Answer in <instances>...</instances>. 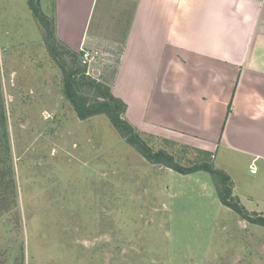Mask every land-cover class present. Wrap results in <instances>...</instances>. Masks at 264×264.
Returning <instances> with one entry per match:
<instances>
[{"label": "rangeland", "instance_id": "374dc122", "mask_svg": "<svg viewBox=\"0 0 264 264\" xmlns=\"http://www.w3.org/2000/svg\"><path fill=\"white\" fill-rule=\"evenodd\" d=\"M40 1L53 17L55 0ZM53 30L58 58L29 0H0V264H264V226L224 205L209 172L150 161L105 114L79 118L57 63L72 65L73 48ZM82 50L98 52L81 60L88 76L126 103L123 118L155 151L220 165V150L208 156L152 124V79L132 98L117 74L121 50ZM250 164L235 159L232 178L252 217H264V171Z\"/></svg>", "mask_w": 264, "mask_h": 264}, {"label": "crops", "instance_id": "0c3cea01", "mask_svg": "<svg viewBox=\"0 0 264 264\" xmlns=\"http://www.w3.org/2000/svg\"><path fill=\"white\" fill-rule=\"evenodd\" d=\"M54 9L69 48L121 50L117 74L132 98L152 79L145 109L157 129L220 150L216 166L231 178L239 157L264 171V0H55Z\"/></svg>", "mask_w": 264, "mask_h": 264}, {"label": "trees", "instance_id": "16d2710c", "mask_svg": "<svg viewBox=\"0 0 264 264\" xmlns=\"http://www.w3.org/2000/svg\"><path fill=\"white\" fill-rule=\"evenodd\" d=\"M29 6L41 25L46 30V42L49 50L55 58H58L59 51H54L53 42L50 39L54 35V19L48 18L40 7V0H29ZM71 49V48H69ZM67 49V50H69ZM74 57L72 65H65L62 60L57 63L64 70L65 94L71 102L75 112L81 119H86L95 115L105 114L109 117L113 126L119 131L121 136L133 145L143 156L152 162L162 163L178 172L189 174L205 170L209 172L216 186L217 194L221 202L227 207L236 211L244 219L264 226V217L253 218L251 212L242 203L240 197L234 192V182L231 176L222 169H216V165L209 161H203L193 166H184L175 159L174 154L160 149L155 151L149 143L135 131L131 123L123 118L127 105L112 92L111 87L96 78L87 74V64L81 62L82 55L77 51L69 50ZM202 151V150H201ZM206 155H211L207 151H202Z\"/></svg>", "mask_w": 264, "mask_h": 264}, {"label": "built area", "instance_id": "2783aa9c", "mask_svg": "<svg viewBox=\"0 0 264 264\" xmlns=\"http://www.w3.org/2000/svg\"><path fill=\"white\" fill-rule=\"evenodd\" d=\"M94 55H98V52L97 51L93 52L91 50H88V51L82 50V60L84 62H88V60H91ZM251 171L252 173L257 172V166L255 165V163L252 164Z\"/></svg>", "mask_w": 264, "mask_h": 264}, {"label": "water", "instance_id": "95a60500", "mask_svg": "<svg viewBox=\"0 0 264 264\" xmlns=\"http://www.w3.org/2000/svg\"><path fill=\"white\" fill-rule=\"evenodd\" d=\"M217 167H219V166H217Z\"/></svg>", "mask_w": 264, "mask_h": 264}]
</instances>
